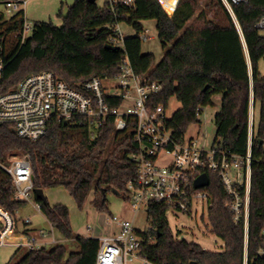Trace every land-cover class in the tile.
<instances>
[{
    "label": "trees",
    "instance_id": "trees-1",
    "mask_svg": "<svg viewBox=\"0 0 264 264\" xmlns=\"http://www.w3.org/2000/svg\"><path fill=\"white\" fill-rule=\"evenodd\" d=\"M114 1L119 0L99 6L74 0L65 15H58L61 26L34 22L23 43L10 34L23 25L24 11L1 22L5 67L0 91H9L28 75L42 71L53 72L70 86L96 76L113 77L119 62L127 57L136 74L161 85V91L150 97L152 104L168 106L171 99L179 102L168 123L178 139L197 122L199 109L212 106V97L220 95L221 105L214 116L216 148L242 156L247 152L250 104L258 105V126L255 132L253 125L251 142L247 237V262L252 264L256 250L263 245L264 228V77L258 71L264 58V32L255 28L264 15V0L231 6L239 29L221 0H207L205 7L212 13L221 8L226 25L208 19L205 11L198 13V0H131L128 5ZM147 20L155 21L164 50L158 63L153 54L142 53L140 36ZM122 24L134 33L124 36L121 48H107L115 27ZM136 147L131 130L115 131L111 121L92 132L82 125L52 119L45 135L36 141L18 137L9 125L0 126V162L10 155H27L34 189L62 187L79 209L92 193L90 204L98 213L108 211V192L114 190L127 200L126 185L136 172L130 157ZM208 176L207 191L212 197L208 221L212 234L223 243L222 250H205L178 239L168 226L167 208L150 203L146 209L149 228L137 232L140 256L150 264H243V227L234 223L223 206L227 196L217 177L213 179L209 172ZM33 200L51 227L76 248L70 250L67 244L20 247L6 264H95L99 240L74 234L65 205ZM25 203L14 199L11 179L0 170V207L14 216Z\"/></svg>",
    "mask_w": 264,
    "mask_h": 264
},
{
    "label": "built area",
    "instance_id": "built-area-1",
    "mask_svg": "<svg viewBox=\"0 0 264 264\" xmlns=\"http://www.w3.org/2000/svg\"><path fill=\"white\" fill-rule=\"evenodd\" d=\"M221 1L235 18L231 6L247 0ZM118 3L128 5L131 0L114 1V4ZM0 4L19 12L24 11L26 0H1ZM32 27L24 15L23 25L10 37L23 43ZM255 28L264 32V15L256 22ZM147 32L144 30L140 36L142 41L147 39ZM124 36L120 25H117L108 45L121 48ZM3 50L0 36V81L5 67ZM117 69L113 77L96 76L75 86H70L51 71L30 74L9 91H0V126L9 125L18 137L32 141L45 135L52 119L66 122V125H82L92 132L108 121L113 123L115 131L129 128L137 145L130 157L136 172L126 189L127 200L135 213L142 206L147 209L150 203L162 205L167 211L190 213L193 204L200 203L208 216L212 207V197L207 191L210 186L209 172L213 179L217 177L227 196L223 206L233 215L234 223L243 227V264H248L252 114L249 115L247 152L243 156L217 149L214 141L206 146L194 139H186L185 134L178 139L168 127L172 115L168 114L167 106L150 102V97L161 91V85L136 74L127 57L119 62ZM203 109L197 112V119ZM197 123L198 120L194 124ZM0 170L9 175L16 201H33L32 168L27 155L8 156L6 162H0ZM202 174L207 175L208 186L196 188L195 181ZM34 206L39 211V205ZM110 220L119 227V231L99 239L95 264H127L128 260L139 257L149 263L140 256L141 238L133 223L116 216H111ZM9 228L8 221L0 223V247L7 242ZM40 236L45 237V234ZM261 241L263 245L256 250L252 264H264V228ZM23 246L27 249L39 248L43 243L28 237Z\"/></svg>",
    "mask_w": 264,
    "mask_h": 264
},
{
    "label": "rangeland",
    "instance_id": "rangeland-1",
    "mask_svg": "<svg viewBox=\"0 0 264 264\" xmlns=\"http://www.w3.org/2000/svg\"><path fill=\"white\" fill-rule=\"evenodd\" d=\"M107 0H95L96 4L102 6ZM207 0H198L199 11H205L206 17L212 19L217 24L226 25L227 19L221 8L215 9L210 12L205 7ZM74 0H26L24 7L25 19L28 23L34 22H51L55 26H61L62 19L59 17V13L66 14L69 6L73 4ZM208 2V1H207ZM213 5V3L211 4ZM214 7V5H213ZM211 7V9L213 8ZM224 7V6H223ZM225 10H227L224 7ZM17 12L5 8L3 4H0V23L9 20ZM171 15V14H169ZM231 15V14H230ZM232 17V16H231ZM236 27L239 26L233 18ZM144 30H148L145 41H142V53H151L154 56L155 63H158L163 57L164 50L157 38V31L155 28V21L147 20L143 22ZM121 31L124 35H132L134 32L131 28L120 25ZM263 33V32H261ZM258 71L262 77H264V58L258 63ZM212 106L203 109V112L198 117V125L192 124L185 131L186 139H194L199 141L203 145L209 146L215 139L216 127L214 124V116L220 108L221 96L214 95L212 97ZM180 107L179 102L176 99H171L168 103L167 109L168 114L172 115ZM251 110L250 114L251 115ZM253 125L254 131H257L258 119H259V106L256 105L253 112ZM250 117V116H249ZM264 150V144H263ZM47 201L51 203H60L65 205L69 210V221L71 227L75 228L78 234L85 235L88 231L94 230L95 228L102 227L109 224V218L116 216L123 218L133 223L136 231L143 232L149 228L147 222L146 207L142 206L137 213H135L128 200H125L121 195H116L113 192L106 194L108 211L106 213H98L91 206L90 201L92 199V193L88 196L85 204L81 209L77 207L73 199L69 196L68 192L62 188H50L47 191ZM35 203L33 201L26 202L19 210V214L22 218L30 216L32 224L41 226L48 230L46 222L39 216L38 212L34 210ZM166 220L168 226L178 239H184L189 242L200 245L205 250L220 251L223 248L222 241L217 238L211 232V226L208 221L207 210L204 205L194 203L190 213H183L175 210H168L166 212ZM73 230V229H72ZM74 232V230H73ZM62 236L57 231H54V237L58 238ZM63 237V236H62ZM73 245L71 249H75ZM13 251L12 248L0 247V264L2 260H5ZM22 252L19 254V256ZM7 261V259H6ZM4 264V263H3ZM127 264H150L144 261L142 258H132L128 260Z\"/></svg>",
    "mask_w": 264,
    "mask_h": 264
},
{
    "label": "crops",
    "instance_id": "crops-1",
    "mask_svg": "<svg viewBox=\"0 0 264 264\" xmlns=\"http://www.w3.org/2000/svg\"><path fill=\"white\" fill-rule=\"evenodd\" d=\"M256 105H253V102H251L250 104V110L252 113V120L254 118L253 112L255 109ZM47 191L48 189L43 190L44 192V196L46 198L47 196ZM35 198V197H33ZM33 200V199H32ZM48 199L46 198V201ZM34 202V200H33ZM48 204L50 206H54L56 204H60V203H51L49 201H47ZM35 203V202H34ZM36 204V203H35ZM34 206V205H33ZM34 210L36 212H38L39 216L42 217V219L46 222L48 230H46L45 228L41 227V226H36L32 224V220L30 216H26L24 218H22V215L19 214L18 210L14 216H12L8 211H6L5 209L0 207V212H2L5 216L0 214V223L4 222V221H8V224L10 223V228L8 229L7 232V242L5 245L1 246V247H5V248H12L13 251L6 256L5 260L1 261V264H6L10 257L14 254V252L22 247V248H26L25 246H23V244L26 242V239L28 237H33L36 238L37 241H39L40 243H43V247H52L55 244H67L69 246L70 250H74L71 249L73 247V243L67 242L66 239H64L62 236L60 237H54V230L50 223L48 222V220L45 218V216L38 210H36L35 206L33 207ZM123 219V218H122ZM27 220V221H26ZM109 220V224L108 225H104L102 227H97L94 230L88 231V234L85 235H80L77 233V231H75L76 229L73 227H71L74 230V234L83 237V238H94V239H100L101 237H109L112 236L114 234H116L119 231V227L112 223L110 218ZM45 234V237H41L40 234ZM7 259V261H6Z\"/></svg>",
    "mask_w": 264,
    "mask_h": 264
},
{
    "label": "water",
    "instance_id": "water-1",
    "mask_svg": "<svg viewBox=\"0 0 264 264\" xmlns=\"http://www.w3.org/2000/svg\"><path fill=\"white\" fill-rule=\"evenodd\" d=\"M88 2H91V3H93V2H95V0H87ZM107 48H109V49H115L114 47H111V46H109V45H107ZM64 125H66V122L64 123ZM259 144L261 145L262 144V141L261 140H259ZM208 177H207V175L206 174H202V175H200L197 179H196V181H195V187L196 188H202V187H206V186H208ZM114 194H116V195H118V192H116V191H112ZM33 193H34V197H35V199H37V200H40V201H43V202H46V198H45V196H44V192H43V190L42 189H34V191H33ZM193 264V263H192Z\"/></svg>",
    "mask_w": 264,
    "mask_h": 264
},
{
    "label": "bare ground",
    "instance_id": "bare-ground-1",
    "mask_svg": "<svg viewBox=\"0 0 264 264\" xmlns=\"http://www.w3.org/2000/svg\"><path fill=\"white\" fill-rule=\"evenodd\" d=\"M1 215L5 216L2 212H0Z\"/></svg>",
    "mask_w": 264,
    "mask_h": 264
}]
</instances>
